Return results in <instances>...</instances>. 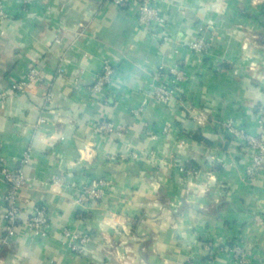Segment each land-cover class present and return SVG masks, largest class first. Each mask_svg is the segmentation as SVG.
Returning a JSON list of instances; mask_svg holds the SVG:
<instances>
[{
  "label": "crops",
  "instance_id": "obj_1",
  "mask_svg": "<svg viewBox=\"0 0 264 264\" xmlns=\"http://www.w3.org/2000/svg\"><path fill=\"white\" fill-rule=\"evenodd\" d=\"M158 1L168 40L110 0H0V90L31 67L42 75L0 102V164L28 178L12 236L0 209V264H231L220 249L237 242L264 264V173L244 179L242 147L215 122L264 129V0ZM200 28L208 61L190 47ZM104 60L117 70L105 99L86 91ZM175 68L183 103L164 105L154 76ZM104 119L122 135L97 134ZM100 178L106 196L78 204L76 187ZM33 204L48 207L46 238L26 227ZM66 228L91 235L81 254Z\"/></svg>",
  "mask_w": 264,
  "mask_h": 264
},
{
  "label": "built area",
  "instance_id": "obj_2",
  "mask_svg": "<svg viewBox=\"0 0 264 264\" xmlns=\"http://www.w3.org/2000/svg\"><path fill=\"white\" fill-rule=\"evenodd\" d=\"M119 9L132 11L137 23L151 33L155 38L168 40L169 21L165 16V11L158 0H110ZM34 0H23V5L28 7ZM10 18L0 3V20ZM200 34L190 45L191 49L205 60H210L214 56L212 44L204 36L203 28L199 29ZM216 66H214L215 68ZM217 69V68H215ZM117 76V70L110 60H104L101 72L98 74L95 82L86 88V91L95 94L103 99L107 98L111 85ZM153 96L157 102L164 105L183 103V94L181 83L185 80V73L179 68L164 70L160 69L154 76ZM42 81V75L37 67H31L24 75L12 82L8 91L0 90V102L5 101L11 95L25 93L31 83ZM78 82L76 83V85ZM219 126V132L222 138H227L233 143L242 147V153L246 158L243 167V176L247 182L255 180L264 173V129L257 134L245 130L237 125L233 120H215ZM94 131L99 135L118 134L122 135V128L114 121L101 120L95 126ZM133 157H137L134 154ZM114 159V158H112ZM28 156H25L21 162L25 163ZM189 175L197 174L196 169L185 170ZM27 175L23 168L10 169L4 164H0V209L4 210L3 221L4 228L8 235L14 234L15 225L21 215V192L27 183ZM111 186V180L107 178L93 179L81 184L75 189V201L87 206L92 202L103 199ZM27 229L39 238H46L50 228V213L48 207L44 204H33L30 209V215L26 220ZM63 237L67 247L75 254H81L84 247L91 239L88 232L81 233L74 229L66 228L63 231ZM205 250H212L213 246L209 240L203 243ZM225 251L231 258V264H247L249 252L241 242L235 243L231 247L220 249Z\"/></svg>",
  "mask_w": 264,
  "mask_h": 264
}]
</instances>
